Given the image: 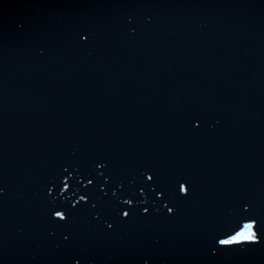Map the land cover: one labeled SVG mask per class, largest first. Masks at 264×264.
Returning <instances> with one entry per match:
<instances>
[{"label": "water", "instance_id": "1", "mask_svg": "<svg viewBox=\"0 0 264 264\" xmlns=\"http://www.w3.org/2000/svg\"><path fill=\"white\" fill-rule=\"evenodd\" d=\"M101 159L126 187L180 171L191 196L58 228L45 186ZM0 188V264H264V244L210 251L241 198L264 214V0H0Z\"/></svg>", "mask_w": 264, "mask_h": 264}, {"label": "snow or ice", "instance_id": "2", "mask_svg": "<svg viewBox=\"0 0 264 264\" xmlns=\"http://www.w3.org/2000/svg\"><path fill=\"white\" fill-rule=\"evenodd\" d=\"M89 39V34H79L81 42ZM201 119L193 115L190 123L199 128ZM61 169L45 186V198L63 201L47 209L49 221L62 229H68L76 213L85 211L105 231H114L116 226L127 224L134 217L152 215L150 206L138 208L136 204L137 200L149 194L161 205L155 209L157 214L175 216L179 203L191 196V180L180 171L171 174L168 183H162L157 172L146 167L140 173L141 179L132 187H126L124 180L113 176L107 160L93 161L92 167L86 171L75 163L61 165ZM98 178H103V183H95ZM73 184L77 186L76 192L72 191ZM80 192L84 194H78ZM2 194L3 189L0 188ZM141 203L147 204L148 200ZM238 209L215 227L210 239L212 255L248 250L264 244V214L255 211L253 203L244 198L240 199ZM61 234L64 242H70L71 231ZM74 264H81V261L76 259Z\"/></svg>", "mask_w": 264, "mask_h": 264}]
</instances>
